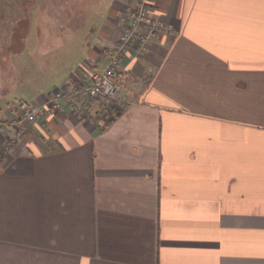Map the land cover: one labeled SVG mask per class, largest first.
Masks as SVG:
<instances>
[{"label": "crops", "instance_id": "0c3cea01", "mask_svg": "<svg viewBox=\"0 0 264 264\" xmlns=\"http://www.w3.org/2000/svg\"><path fill=\"white\" fill-rule=\"evenodd\" d=\"M129 1L28 104L107 66ZM151 5L175 33L124 56L115 116L65 105L0 136V264H264V0Z\"/></svg>", "mask_w": 264, "mask_h": 264}, {"label": "rangeland", "instance_id": "374dc122", "mask_svg": "<svg viewBox=\"0 0 264 264\" xmlns=\"http://www.w3.org/2000/svg\"><path fill=\"white\" fill-rule=\"evenodd\" d=\"M111 2L0 0V88L7 97L4 103L30 102L34 91L58 84L64 72L72 68L75 48L85 39H94L93 27L105 18ZM28 39L43 40L35 44L38 50L34 51L28 47ZM72 51V55L66 54ZM99 114L103 115L101 111Z\"/></svg>", "mask_w": 264, "mask_h": 264}, {"label": "built area", "instance_id": "2783aa9c", "mask_svg": "<svg viewBox=\"0 0 264 264\" xmlns=\"http://www.w3.org/2000/svg\"><path fill=\"white\" fill-rule=\"evenodd\" d=\"M154 1L156 0L129 1L119 41L114 47L107 49L109 62L101 72L85 78L83 82L69 83L65 88L56 91L45 105L19 103L13 121L0 119V136L9 134L8 145H14L16 140L25 135L27 121H42L49 111L64 110L65 105L83 115H89L97 108L105 116H115L116 107H122L118 100L122 87L129 78L121 69L124 56L134 46L137 53L142 55L148 51L152 39L175 33L172 23L153 15L151 4ZM13 124L17 125L15 129H12Z\"/></svg>", "mask_w": 264, "mask_h": 264}]
</instances>
